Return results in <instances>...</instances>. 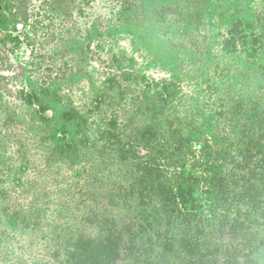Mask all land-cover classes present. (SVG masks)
I'll return each mask as SVG.
<instances>
[{
  "label": "trees",
  "instance_id": "16d2710c",
  "mask_svg": "<svg viewBox=\"0 0 264 264\" xmlns=\"http://www.w3.org/2000/svg\"><path fill=\"white\" fill-rule=\"evenodd\" d=\"M116 2L115 32L92 27L91 56L110 54L87 111L63 92L73 65L58 88L0 71V264H264V0ZM0 22L1 55L18 37ZM14 233L41 256L22 261Z\"/></svg>",
  "mask_w": 264,
  "mask_h": 264
},
{
  "label": "rangeland",
  "instance_id": "374dc122",
  "mask_svg": "<svg viewBox=\"0 0 264 264\" xmlns=\"http://www.w3.org/2000/svg\"><path fill=\"white\" fill-rule=\"evenodd\" d=\"M11 6V15H15L16 27L12 24L7 28L14 31L15 37H18V42L8 45V50L4 51V56L0 55V71L11 75L14 70L22 72L25 76L20 78V81L11 78L8 81L11 91H17L21 87H27L38 84L39 86H50L58 88V69L64 68L66 65H73V72H81V79L78 81L67 79L70 71L61 72L64 81V93L69 97L79 108L84 112L88 109V78L94 80V73L99 75L109 67L107 55L110 54V43L103 42L101 47V59L104 61L100 64L96 55L91 56L94 52L92 39L101 35L108 36L110 32H115L112 27V16L117 11L116 0H9ZM98 25L101 35L92 33V27ZM222 24L220 23V31ZM66 36H73L79 45H83L90 50L80 58L73 55L68 50L67 43L64 38H61V33ZM117 42L114 43V53L119 50H124L126 56H132L135 65L146 71L151 77L157 78L159 74L151 70L148 66L143 67V62L139 54L130 49L128 38L124 35H114ZM61 39L59 42L58 40ZM92 45V46H91ZM97 59V67H94V60ZM106 59V60H105ZM1 60L5 62L2 63ZM77 62H81L84 66L76 68ZM143 63V64H142ZM75 69V70H74ZM86 69V76H85ZM101 69V70H100ZM108 71V70H107ZM52 86V87H53ZM58 93V92H57ZM56 93L55 100L58 102V94ZM12 102V100H10ZM14 103V102H12ZM58 108V103H56ZM90 123L99 120L95 115H90ZM29 130V128H26ZM41 129H34L40 131ZM43 131V130H42ZM33 135V128L30 132ZM71 181H74L71 171L66 170L61 184H65L66 190L63 194L72 197L70 194H75L71 189ZM63 187V186H62ZM64 189V188H62ZM71 189V190H70ZM29 201V200H28ZM27 201V202H28ZM23 202V201H22ZM30 202V201H29ZM28 202V203H29ZM10 250L17 249V255L21 251L20 258L22 261H29V257L39 258L40 253H31L23 247L22 240L19 235L14 233L10 238ZM14 241V242H13ZM13 244L11 245V243ZM14 255H16L13 250ZM16 255V257H17ZM17 259V258H16ZM11 264L17 263V260H10ZM31 263V261H29Z\"/></svg>",
  "mask_w": 264,
  "mask_h": 264
},
{
  "label": "flooded vegetation",
  "instance_id": "af4514ba",
  "mask_svg": "<svg viewBox=\"0 0 264 264\" xmlns=\"http://www.w3.org/2000/svg\"><path fill=\"white\" fill-rule=\"evenodd\" d=\"M10 2H11V1H9V0H4L3 2H0V7H1V10H0V18H1L2 15L9 16L10 11H11ZM7 5H9V6H7ZM7 29H8V28H7ZM8 30H9V29H8ZM9 31H10V30H9ZM4 34H5V32L2 31V29H1V22H0V37H1L2 35H4ZM2 55H3V54H1V56H2Z\"/></svg>",
  "mask_w": 264,
  "mask_h": 264
},
{
  "label": "water",
  "instance_id": "95a60500",
  "mask_svg": "<svg viewBox=\"0 0 264 264\" xmlns=\"http://www.w3.org/2000/svg\"><path fill=\"white\" fill-rule=\"evenodd\" d=\"M0 10H1V7H0Z\"/></svg>",
  "mask_w": 264,
  "mask_h": 264
}]
</instances>
